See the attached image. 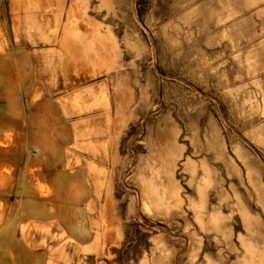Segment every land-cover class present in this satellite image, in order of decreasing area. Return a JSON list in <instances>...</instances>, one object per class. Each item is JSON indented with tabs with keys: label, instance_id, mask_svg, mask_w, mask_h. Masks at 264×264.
Masks as SVG:
<instances>
[{
	"label": "rangeland",
	"instance_id": "obj_1",
	"mask_svg": "<svg viewBox=\"0 0 264 264\" xmlns=\"http://www.w3.org/2000/svg\"><path fill=\"white\" fill-rule=\"evenodd\" d=\"M0 264H264V0H0Z\"/></svg>",
	"mask_w": 264,
	"mask_h": 264
},
{
	"label": "bare ground",
	"instance_id": "obj_2",
	"mask_svg": "<svg viewBox=\"0 0 264 264\" xmlns=\"http://www.w3.org/2000/svg\"><path fill=\"white\" fill-rule=\"evenodd\" d=\"M73 41H74V40H73ZM63 42H64V44L67 45L70 49H75V50H78V51L80 50L79 47L76 46L77 44H76V45H75L74 43L71 44V43H68L67 41H64V40H63ZM89 56H90V55H89ZM36 149H37V148H36Z\"/></svg>",
	"mask_w": 264,
	"mask_h": 264
}]
</instances>
